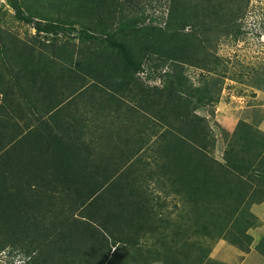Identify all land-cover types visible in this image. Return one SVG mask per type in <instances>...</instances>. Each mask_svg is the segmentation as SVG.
<instances>
[{"label":"trees","instance_id":"16d2710c","mask_svg":"<svg viewBox=\"0 0 264 264\" xmlns=\"http://www.w3.org/2000/svg\"><path fill=\"white\" fill-rule=\"evenodd\" d=\"M126 1L133 2L12 0L20 20L45 23L39 30L78 24L107 35L99 49L92 48L89 55L78 58L77 66L92 72V83L103 84L114 97L118 91L125 96L134 84L140 85L138 74L144 71L148 55H157V68H168L164 73L159 70L161 84L141 88L137 107L128 106L129 124L118 126L117 131L111 129V134L115 131L122 139L129 138L128 144L139 142L126 156L127 162L119 166L125 171L93 172L92 184L82 183L85 189H78L79 193L67 188L78 198L89 194L94 209L86 206L88 201L79 204L77 197L75 202L71 200L70 208L73 203L74 207L86 206L82 218L67 215L65 208L58 214L50 212L55 194L30 192L37 189L34 184L16 187L30 184L32 177L39 179L41 174L34 177L24 171L27 159L23 157L10 162L9 142L0 147V154L4 153L0 157V252L19 245L32 263L44 249L55 259L57 249L58 262L68 257L77 264H229L212 257L214 245L222 239L249 252L254 241L249 231L256 225L251 207L264 200V131L258 124L240 119L229 132L213 119V107L230 78L226 60L218 54V43L245 33L242 21L250 0H167L164 24L141 27L137 26L141 17L124 12ZM118 23L120 26L113 29ZM0 39L5 56L10 49L23 56L19 43L9 45L1 28ZM43 46L49 48L47 43ZM54 48L55 55L66 52L63 46ZM66 60L72 62V57L66 56ZM186 64L200 69L203 84L192 80ZM206 110L208 114L201 112ZM217 130L226 142L221 158L215 155ZM52 153L55 173L48 170L42 179L50 175L57 182L62 177L57 159L67 150L54 148ZM143 156L150 160H142ZM135 162H143V167H133ZM149 181L154 186L149 187ZM154 189L177 196L186 219L159 218L156 195L160 194ZM42 190L48 192V186ZM38 207L42 213L35 214ZM107 208H111L110 213ZM72 227L77 228L75 233ZM80 229L88 230L80 232L84 235L81 238L77 233ZM155 235L157 242L145 240ZM47 240L51 242L45 245ZM256 249L264 257V236ZM79 257L81 262L76 260ZM45 258L50 264V257Z\"/></svg>","mask_w":264,"mask_h":264},{"label":"rangeland","instance_id":"374dc122","mask_svg":"<svg viewBox=\"0 0 264 264\" xmlns=\"http://www.w3.org/2000/svg\"><path fill=\"white\" fill-rule=\"evenodd\" d=\"M121 2L123 3L125 0H121ZM168 6L169 2L167 0H133V2L129 4L126 1L123 7L124 12L129 17H141V20L137 25L138 27H141L164 24L165 17L168 13ZM120 24L121 23L116 24L113 29L116 30ZM43 25L45 26V23H40L39 20H35L34 23H26L20 20L16 15L12 0H0V28L2 29V33L6 35V41L9 45L10 43L12 45L17 41L20 45V47H18L23 52V56H18L13 48L14 50L10 49L9 56H5V53H1L0 50L1 105H3L2 108L7 112L8 103H13L18 99L20 100L22 96L21 90L24 92L27 91L24 89L26 84L30 89L37 90L38 93L39 86H41V83L44 81H48L49 86L53 85V87L50 88V90H52L49 94L50 97L53 96L59 98L60 96H63V98L67 99L69 96V100L66 102V109L64 108V110H66L65 112L74 113L81 125L79 129V121H76L75 124L69 126V129H75L74 131L76 133L74 137L75 139H78V142H75L77 146H75L74 150L67 151V154L62 158L68 160V163L77 160H79L80 163L73 164L72 167L68 165H65V168L61 167V169L64 170L61 172L62 177L59 178L57 182L54 181V176H52V178L50 175H48V177L45 175L47 180L42 179V176L41 178L39 177V179L32 177L30 184L20 183L16 184V187L21 188L22 184L28 186L34 184L37 189L30 192H41L43 196L45 195V192L48 195L55 194V197L52 196L54 199L49 206L51 210L50 212H57L58 214L62 208H65L67 215H70L73 218H75L74 215L82 218L85 214L86 206L89 205L88 208L94 209V207H92V202H90L92 200L91 198L89 199V194H84L82 197L78 198L77 194H71L73 190L70 191L67 187L84 190L85 188L82 187L83 184H92L93 182V172L86 170L90 167L86 164L83 155L84 153L82 152L88 150L87 146L91 142L89 141V135L92 138H100V136H104V139H106L111 136V129L118 130V126H126L125 123L129 124L128 115L127 112H125L128 109V104L130 107H137L142 95L141 88L148 89L154 84H161L162 78L159 74V70L164 73L168 68V65L164 66L162 68L163 70L159 69L157 68V55H155V53L148 55L150 57L145 60L146 64L144 71L138 74L137 82H139L140 85L134 84L130 90L125 91V96L122 95V97L125 98L122 100L123 102H121L122 108H118L117 105H114V108L107 106L108 108L104 107V111L101 108L100 102H103L102 100L105 98V95L103 94H105L104 92H106L107 88L104 87V89L102 85L92 83V72L88 73L83 71L78 68L79 66H77V63L78 58H80V56L89 55L92 48L96 47L99 49L98 47H101L100 43L105 41L104 39L107 38V35L92 32V30H86L78 24L54 26L51 31L39 30V26L43 27ZM242 27L245 33L241 35V37L238 39L225 38L218 43V54L225 58V65L228 67L227 72L230 78L225 80L221 99L217 104L221 108L229 110V113L225 114V116L230 117L231 119L232 117H239L240 115L243 117L249 106L252 112L251 122L258 124V127L260 128L261 123L264 120V0H250L247 11L243 17ZM119 31L120 30H118V32ZM44 43H47L49 48H44ZM54 45L57 46V49L63 46L66 52H62L61 55H55ZM84 49H86L87 54L80 52V50L84 51ZM66 56H71L72 62H67ZM185 68L186 72L196 84L199 85L204 83V79H200L202 74L198 67L186 64ZM156 73L159 75L157 79L152 77H157ZM72 95L74 96L73 98ZM71 101H73V104H71V110H68ZM218 105L213 107L215 111H217ZM117 109L120 110V114ZM16 110H18V108H16ZM63 115L64 122L70 118L69 113H64ZM216 118L218 119V117ZM213 119L216 120L215 117ZM15 121L22 122L23 127L21 132L24 131L25 122L21 121V118L15 119L12 122ZM103 122L106 124H103ZM58 130L59 132L66 131L55 126L54 133L58 134L59 137H62L63 135L58 133ZM51 132H53V129L48 133H43L48 135L47 137L43 135V138H50L49 140L47 139L48 151L52 150V143L56 141ZM217 135L218 143L215 148V155L221 158L226 142L222 139L223 137L218 130ZM26 138L29 145L27 147H30L31 150H38L34 152H39L41 147L39 136L38 140L35 141H30L28 137ZM68 143L70 144V142ZM101 151L100 158L106 159L107 156L104 155V151ZM50 156H52V154H50ZM60 159H57V163L62 166L60 164ZM146 159L148 158L143 156L142 160L145 161ZM52 160L53 159L50 161ZM148 160H150V158ZM140 166L143 167V162H135L133 165V167L138 168H141ZM46 167L47 164L45 168ZM147 167L149 168V166ZM48 170L55 173L54 165L49 166ZM123 170L125 171V169ZM47 183L49 184L47 185ZM142 184L146 185L145 180H142ZM154 184L149 181V187L154 186ZM46 186H48L49 193L47 190H42ZM14 190L17 189L14 188L13 191ZM154 191L157 194H160V197L159 195H156V200L159 202L156 204V208L158 213L162 214L158 215L159 218L184 221V217L181 213L182 202L180 199L174 195L167 196L163 191H157L156 189H154ZM30 192H28L29 195ZM77 193H79V190ZM76 197L81 200L79 204H81L82 201H88V204L85 207L76 205L74 207L73 203V208H70L72 206L71 200L75 202L74 200ZM44 200L47 201L48 198ZM101 204L102 202L100 201V205ZM104 207L106 208V206ZM122 208L123 207L121 206V209ZM110 209L111 208H107L109 213L111 211ZM40 212L42 213L40 207H38L35 214H40ZM173 213H175V216H172ZM259 213L264 215V205L260 208ZM169 214L171 215L168 216ZM72 229L73 233H75L77 228L75 229V227H72ZM86 231L88 230L80 229L77 233L81 235L82 233L80 232H85L86 234ZM54 233L57 234L58 231H54ZM54 233H52V235ZM61 234L63 235V232H61ZM141 240V243L143 244V238ZM145 240L155 242L156 235L151 238H146ZM49 242L51 241L47 240L45 245L49 244ZM17 247L21 248L19 245L8 246L2 250L0 252V264H38V262L40 264H46L47 262L43 260L45 257H50V264H53L52 262L56 264H63L64 262L77 264L73 258L68 257L63 258V261L58 262L57 258L59 257V254L57 253V249L55 252V259H53L54 256L46 253L49 249H44V251L40 252V255H38L37 259L32 263V260H28L27 251ZM151 247H153V245ZM51 250L50 247V251ZM75 255V253H72L73 257ZM242 256L243 255H239L235 249L230 247L229 243L222 239L214 245L212 251L213 258L221 260L222 258H224V260L226 258L231 263L240 261L239 259H242ZM249 261H252V263L255 264H264V257L256 252L250 256Z\"/></svg>","mask_w":264,"mask_h":264},{"label":"crops","instance_id":"0c3cea01","mask_svg":"<svg viewBox=\"0 0 264 264\" xmlns=\"http://www.w3.org/2000/svg\"><path fill=\"white\" fill-rule=\"evenodd\" d=\"M48 84H49L48 81H44L43 83H41V86H39L38 93H37V90L30 89L26 84L24 89L27 91L24 92L21 90L22 96L20 95L21 96L20 100L18 99V100H15V102L13 103L11 102L8 103L7 112L5 111L4 108H2L3 105H1L2 101L0 98V146L1 145L3 146L5 142L6 143L9 142L7 148L10 152L11 158L13 159V161L10 160V162H15L16 161L15 159L16 158L20 159V157H23V159H27L26 161H24V164H23L25 166L24 171H30L32 176H34L33 174H41V176L43 177L45 172L48 171V167L52 166L53 160L52 161L50 160L53 157L50 156V154L53 155L52 151L54 148L58 150L63 148V151L65 149L67 151H70V150H74L75 146H77L75 142H78V139H75L74 137L76 133L74 131L75 129L74 128L69 129V126L71 124L72 125L75 124L76 121H79V120L76 118L74 113L65 112L66 110H64V108L66 109V102L69 100L68 99L69 96L67 97V99L63 98V96H60L59 98H55L53 96L50 97L49 94H50V91H52L50 90V88H52L53 85L49 86ZM99 85L103 86V84H99ZM125 90L126 89H124L123 92ZM111 92L113 91L110 90L108 92L107 91L104 92L105 94L103 95H105L104 96L105 101L102 100L103 102H100V103H103V105L101 104V108L104 111H105L104 107L106 108L107 106L114 108V105H117L118 108H122L121 102H123L122 100L125 99L124 97H122V93L118 91V93L116 94L117 97H114L111 95ZM73 97L74 96L72 95V98ZM71 104H73V101L70 102L68 110H71V107H72ZM16 108H18V110H16ZM50 108H52L53 111L52 110L50 111ZM263 108H264V105H263ZM247 109L248 110H246L243 117L240 115L239 117L236 116V117H232L231 119L230 117L225 116V114L229 113V110L225 108H221L218 105V109L217 111H215V119L223 128H225L229 132H233L240 119H245L246 121L251 122L252 112L249 106L247 107ZM117 111L120 114V110L117 109ZM201 112L202 113L205 112L206 114H208L207 110L201 111ZM64 113H69V117H70L65 122L63 120ZM216 117H218V119ZM18 118H21V121L25 122V125H24L25 129L22 132H21V129L23 127L22 122H17V121L12 122L13 120L18 119ZM103 124H106V123L103 122ZM80 125L81 124L79 121L78 123L79 129H80ZM55 126H57V128H61L62 130H66L65 132H67V133H65L64 131L59 132L58 130V133L63 135L61 140H59V135L54 133ZM260 128L264 130V120L262 121ZM51 129H53V132H51V134L54 135V140H59V142L57 145H55V142L52 143V148H51L52 150L48 151L47 150V139L49 140L50 138H47V139L43 138V135L45 137L48 136L47 134H43V133L45 132L48 133ZM114 132L115 131H113L111 136L107 137L106 139H104V136H100V138L98 137L92 138L89 135V141L91 142L87 146L88 150L82 151L84 153L83 155H84L86 164L90 167L86 169L87 171H91V172L118 171L120 172L119 170H121V168H119V166L123 164L124 162H127L126 156L130 155V150L134 148L137 149L139 147V142L128 144L129 138L122 139V137H120L118 133H114ZM38 136H39V141L41 143V147L39 149V152H34L38 150H31L30 147H27L29 145H28L26 137H28L30 141H35V140H38ZM68 142H70V144ZM101 150H103L104 155L107 156L106 159L100 158V155L102 152ZM0 157L1 158L4 157V153H2ZM76 163H80L79 160L70 161V163H68V160L63 158L62 162L60 163L62 166H59V167H60V170H62L61 167L65 168V165L72 167L73 164H76ZM46 164H47V167L45 168ZM56 169L58 170V168ZM63 170L61 172H63ZM263 205H264V200L261 202L254 203L251 207V210L254 213L255 219H256L255 220L256 225L252 227L249 231V233L254 237V241L251 245V250L245 253L239 250L238 248H236L235 246L230 245V247L235 249V251L239 253V255L240 254L243 255L242 259L240 258L239 259L240 261L236 263H231L226 258L225 260L224 258H222V260L221 259H218V260L229 263V264H255V263H252V261H249V258L253 253H256V252L262 255L256 249V245L264 236V215L259 213V210L261 207H263ZM159 215H162V214H159ZM170 215L171 214H169L168 216ZM172 216H175V213H173ZM184 219H186V217H184ZM168 231L171 232L172 228H169ZM78 236L81 238L84 235L78 234ZM91 246L92 244L90 245V247ZM91 255L89 258L90 261H92ZM76 260L81 262L80 257L76 258Z\"/></svg>","mask_w":264,"mask_h":264}]
</instances>
